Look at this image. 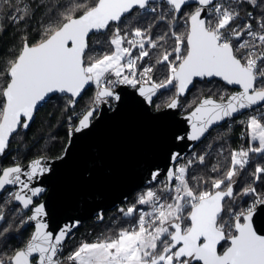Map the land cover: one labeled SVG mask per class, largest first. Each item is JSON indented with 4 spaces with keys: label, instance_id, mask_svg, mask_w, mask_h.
<instances>
[{
    "label": "snow or ice",
    "instance_id": "6c2138e0",
    "mask_svg": "<svg viewBox=\"0 0 264 264\" xmlns=\"http://www.w3.org/2000/svg\"><path fill=\"white\" fill-rule=\"evenodd\" d=\"M163 2L168 12H161L157 20L166 21L169 30L154 39L152 24L133 27L124 23L135 9L157 12V8L150 7L153 0H92L91 4L27 0V6L8 0L7 18L13 24L34 19L37 11L45 9L48 23L35 42L30 43L25 35L18 54L0 71V77L6 80L0 88V156L8 149L13 133L28 129L37 105L46 97L69 93L73 98L69 103L74 106L75 98L89 84L97 89L96 105L109 99L119 101L115 89L121 84L139 86V95L149 104L158 90L171 85L176 88V98L168 104L172 109L178 107L179 96L186 94L194 78L219 77L228 85L240 86L241 90L226 101L223 95L219 100L204 98L190 113L191 133L187 139L192 141L200 140L213 124L264 102V0H194L190 12L186 9L192 7L193 0ZM244 5L256 9V15L246 11L242 20ZM178 19L186 26V33L174 30ZM4 30L0 23V34ZM107 31L112 33L106 41L111 50L93 54L90 34ZM169 32L174 47L160 52L154 63H145L150 49L164 48L160 41ZM157 64L167 69L166 78L159 82L152 79ZM96 110H88L79 119L76 132L90 127ZM262 120L264 113L248 117L249 139L258 146L233 150L230 166L219 178L192 176L196 184L189 182V168L197 160L203 164L207 153L178 164L167 171L161 194L148 189L136 203L120 209L125 217H138L132 227L121 229L115 236L83 242L63 259L71 264H264V233L253 226L256 206L264 205V193L254 186L264 174V165L256 164L251 173L253 183L234 195V178L249 165L250 154L264 156ZM176 139L182 141L185 137ZM171 159L176 162L181 154L173 153ZM49 170L39 159L31 162L30 171L19 164L0 167V191L18 186L10 196L28 209L32 197L42 191L30 187L32 180ZM211 171L219 172V166L214 165ZM158 176L159 172H154L153 180ZM201 184H210L211 190H198ZM237 196H254L255 200L246 208L233 209L228 202H234ZM137 205H147L150 210L138 209ZM32 211L34 214L22 220L20 226L35 221L34 232L14 254H0V264H63L59 255L62 245L79 222L53 233L41 219L46 216L44 205ZM4 220L0 209V221ZM9 230H0V237ZM221 242L228 246L218 252Z\"/></svg>",
    "mask_w": 264,
    "mask_h": 264
},
{
    "label": "water",
    "instance_id": "95a60500",
    "mask_svg": "<svg viewBox=\"0 0 264 264\" xmlns=\"http://www.w3.org/2000/svg\"><path fill=\"white\" fill-rule=\"evenodd\" d=\"M154 2L163 3V0H153ZM193 4H195L194 0ZM212 79L223 81L219 77L194 78L186 94L179 96V105L175 109L168 107L171 101L161 108L154 106L153 102L161 89L157 91L149 104L145 97L139 95V86L133 88L128 85H118L115 91L121 99L119 101L109 99L107 103L101 102L99 105L91 106L88 110L92 108L97 110L93 113L90 127L76 132L75 128L78 126L79 119H82L88 110L85 111L77 123L69 129L67 142L59 155H41L25 163H15L25 171H30L31 162L39 159L43 167L50 169L32 180L30 187H39L42 191L32 197L33 204L28 209H24L19 202L14 200V204L19 205L23 212L27 213L25 220L34 214L32 211L34 207L43 204L46 216L41 219L49 224V230L53 233L58 232L67 224L79 222L72 228L68 234L69 237L85 220L97 217L99 221H103L105 211L124 208V204L136 190L156 183L162 177L167 180V171L175 169L176 164L184 160L185 156L196 148L212 130L250 110H242L232 118L213 124L200 140L187 139L191 133V121L188 119L190 113L204 98L211 97L215 100L219 98L214 95H204L191 110L183 112L180 107L182 97H185L194 87L196 80ZM91 86L92 84L87 85L81 95L75 98V105L85 90ZM228 86L234 90L225 97V101L228 96L241 90L238 85ZM54 95L71 96L69 93L50 94L37 105L29 127L40 108ZM173 98H176V95ZM261 105H264V102L253 108ZM178 136H184L185 139L177 140ZM177 152L181 154V159L173 162L172 154ZM157 171L159 176L153 180L152 174ZM23 178L25 177L22 176ZM9 187H15L16 191L18 190V186H6L5 190ZM5 190L0 191V197ZM253 226L258 233H264V205L256 206ZM29 227L33 228V233L35 221L25 223L21 228L24 230ZM223 243L221 242V245ZM221 245L218 246V252L223 251L220 249Z\"/></svg>",
    "mask_w": 264,
    "mask_h": 264
},
{
    "label": "trees",
    "instance_id": "16d2710c",
    "mask_svg": "<svg viewBox=\"0 0 264 264\" xmlns=\"http://www.w3.org/2000/svg\"><path fill=\"white\" fill-rule=\"evenodd\" d=\"M3 1L5 3L7 2L6 0H0V5H2V7L0 6L1 7L0 23H2V26L5 29L3 33L0 34V53H1L0 71L4 70L7 67V63H8L7 61L13 59L14 56L18 54L20 48L24 43L25 35H27V39L30 43L40 39L39 35L43 32L42 30H44L42 24L45 21H46L45 23L46 25L48 23L47 21L48 13H47V9H45L44 11H46L47 14H43V12L37 11L38 13L36 12L37 14L35 15L34 19H30L27 22L21 21L19 24H13L11 22V19L7 18L8 13L5 7L7 3L5 4ZM17 1H18L17 5H20V3H22V0H17ZM91 1L89 0L86 2V0H64V3L68 4V3L86 2L88 4H91ZM43 2L44 4L45 3L48 4V3H53L54 1L52 2L51 0L50 2V0H46V1L44 0ZM23 3L25 6H27V0H23ZM152 4L159 6H167L166 4H164V2L163 3L154 2ZM194 7L195 4H193L192 7L187 8L186 11L190 12L193 10ZM261 7H264V5H262ZM243 8L246 11H253V13L256 15L257 10L252 9L251 6L244 5ZM41 13L43 14L42 16ZM15 14L16 13H13V15ZM44 15L46 16V18ZM143 15H145L143 17V20L150 19L152 23L156 21V17H155L156 15H153L152 13L150 14V12H147V10L135 9L133 10V13L128 14L130 18L134 16H143ZM42 20L44 22L41 23ZM37 21L39 23H37ZM166 23H167L166 21L157 20L152 25L154 27H157L155 29L158 31V34L162 35L160 34L161 33L160 31L163 29V31L166 32L167 30L166 28L168 27ZM45 24H43L44 27L46 26ZM110 27L114 28L115 25H111ZM164 28L166 30H164ZM175 29L178 30V26L175 27L174 30ZM184 31L186 33L187 28H185L182 32ZM106 33H108V31ZM99 35L100 33H98V35L96 36ZM170 35L171 33L169 32V36ZM91 36H90L91 38H90V46H89L90 49H91V45L93 44L92 38L94 34H92ZM163 44H164V48H162V50L159 47H158L159 49L158 48L153 50L151 49L152 52H151V56L149 55L148 61L154 59L153 62L151 63L155 62L156 57H154V55L157 56L158 54H155L154 52L156 53H158L159 51L161 52L164 49H168V47L170 46H171L170 49H172V47H174V38L173 37L166 38ZM167 44L168 46H166ZM102 45L104 46L105 44L102 43ZM106 45L104 46V48L109 47ZM107 49L111 50L109 48ZM107 49L104 50L107 51ZM152 55L154 58H152ZM157 66L155 67L152 73V79L159 82L166 78L167 69L164 68L163 65L162 66L159 65L160 67ZM5 84H6V80L0 77V88L5 86ZM233 90L234 88L228 86L223 81L218 79L203 80V81L196 80L194 87L189 91V93L185 97H182V101L180 105L181 111L187 112L191 110L194 107V105L200 100V98L204 95H214L217 98H220V96L223 95L225 98ZM94 93H95V88H94V84H92L90 88L85 90L84 94L81 96L80 100L74 107H72L71 104L69 103V101L72 100L71 96L69 95L52 96L37 112L36 118L31 124V126L27 130L20 129L16 134H14L8 149L5 151V154L3 156H0V167H5L15 163H25L30 159L41 155H47V156L59 155L62 152L67 142L68 131L73 126L72 123L75 122L76 124V122L79 119V118L74 119L72 114L80 109H85V111H87L91 106H93L94 104L92 102V97ZM175 95H176V88L174 86L170 85L167 88H162L160 94L154 100L153 104L155 107L161 108L167 103H169ZM0 99H2V97H0ZM184 106L186 108H183ZM262 122H264V120H262ZM229 130L227 128V123L220 125L216 127L214 130H212L210 134L198 146H196L195 149H200L202 145H204V143L209 140L210 142L208 147H212V148L210 149L209 154L206 155L204 163L203 164L198 163L194 168H192L189 171V178H190L189 182L191 185L196 184V181L191 180L192 176H197V177L202 176L204 177L205 180H207L209 177L219 178L223 173H225L228 170L230 166V156L233 150L247 149L248 147H251V142L249 139V132L247 130V127L244 128L243 130L241 128H234V131L230 130L231 132ZM240 131L245 132L246 134L245 137L239 136ZM222 149H223V153L220 152ZM250 156H251L250 157L251 161L249 165H247L245 169L239 172L238 176L234 178L235 181L234 195L236 192H239V190L242 189L243 187L251 184L253 179L251 173L254 171L255 165L256 164L264 165V156L254 153L250 154ZM214 165L219 166V172L211 171ZM261 175H262L261 180L256 181L254 186L256 187L257 192L264 193V174ZM166 183L167 180L166 178L163 177L159 179V181H157L156 183H152L145 187L160 186L162 190L164 188L163 186ZM145 187L136 190L132 194V196L127 201V203L124 204V209H126L127 204L136 203V201H134L133 199L134 196L139 190L144 189ZM208 189H211L210 184H206V185L201 184L199 185L198 190H208ZM240 199L241 196H237L234 202L229 201L228 203L229 205H231V207L238 209L241 206V203L238 202L240 201ZM244 203L246 202L244 201L243 205ZM139 206L140 205H137V207ZM12 208H14L17 212L16 211L12 212L11 210ZM19 208L20 206L14 204V201L8 203L5 201L3 196L0 197V209L3 210L5 215V220L0 222V230L4 228L10 229L5 234L4 237H0V254H6L7 256L14 254V251L21 248L31 236L33 230L32 227L23 230L20 226L21 221L25 220L27 213L26 212L18 213ZM104 214L105 217L103 221H99L97 217L89 218L85 220L82 223V225L79 228H77L68 237L67 241L62 245V252L59 253L61 259L63 260V264H71V262L66 261L63 258L67 257L71 252H73L76 248H78L81 243L94 242L98 239H102L106 236H110L120 231V230H116V228L120 226H123L122 229L129 228V226L132 223H134L136 219H138V217L136 216L125 217L118 208L107 210L105 211ZM108 228L111 230L108 231ZM227 246L228 244L224 242L221 245L220 248L221 251L224 250V248H226Z\"/></svg>",
    "mask_w": 264,
    "mask_h": 264
},
{
    "label": "rangeland",
    "instance_id": "374dc122",
    "mask_svg": "<svg viewBox=\"0 0 264 264\" xmlns=\"http://www.w3.org/2000/svg\"><path fill=\"white\" fill-rule=\"evenodd\" d=\"M155 7H157L158 8V12L157 13H153L152 11H150V10H147V12H150V14L152 13L153 15H156L155 17H156V21H157V17L161 14V12H164V13H167L168 12V6H159V5H154ZM145 15H147V14H145ZM145 15H143V16H134V17H131L130 19H127V20H125V24H131L133 27H136V26H140V27H144L145 25L147 26L148 24H153V23H155V22H151V20L150 19H147V20H143V17L145 16ZM179 22V23H178ZM178 22H177V25L175 24V27H179L178 29H179V32L178 33H185V31L184 32H182L186 27H185V25H184V23H183V21L182 20H178ZM181 22V23H180ZM167 24V30H166V32L169 30V24L168 23H166ZM121 27H124V25L122 24L121 25ZM154 27V26H153ZM153 27L151 28V34H152V36H153V38L155 39L156 38V35L158 34V31L157 32H155L154 33V31H153ZM174 27V28H175ZM153 33H154V35H153ZM107 35L108 36H111V35H109V31H108V33H107ZM107 35L106 36H104V38H103V36L101 37V36H99V38H96L95 39V37H93L92 38V41H94L93 42V44L91 45L92 47H91V50H92V53L93 54H95V53H98V52H101L102 50L103 51H105L104 50V47H102V44H100L101 42L103 43V40H105L104 41V43L103 44H105L106 43V41L108 40V37H107ZM159 35V34H158ZM157 35V36H158ZM163 35V34H162ZM160 36V35H159ZM98 37V36H97ZM94 39V40H93ZM98 39H101L100 41L98 40ZM96 40V41H95ZM97 40H98V42H97ZM165 41V40H164ZM161 42H163V41H160V44H161ZM94 43H95V45H96V47H95V45H94ZM94 45V46H93ZM94 47V48H93ZM148 46L146 45V48H147ZM93 48V49H92ZM96 48V49H95ZM109 51V50H108ZM151 52V51H150ZM134 55H135V53H134ZM154 60V59H153ZM153 60H151V61H148V58H146L145 59V63H150V62H152ZM138 67H140V64L138 63V65H137ZM94 88H95V91H96V87H95V85H94ZM94 96H95V93H94V95H93V97H92V102H93V104H94ZM111 102H113L112 100H110ZM91 102V103H92ZM183 108H186L185 106L183 107ZM16 134V133H15ZM209 140L208 141H206L205 143H204V145H202V147L200 148V149H195V150H198L201 154H205V153H207V154H209V151H210V149L212 148V147H208V145H209ZM250 142H251V147H255V146H258V144L256 143V142H254V141H251L250 140ZM199 148V147H198ZM249 148V147H248ZM247 148V149H248ZM247 149H245V150H247ZM221 153H223V149L220 151ZM205 157H206V155H205ZM251 157V156H250ZM183 161V160H182ZM182 161H180V162H178V164L180 163V164H183L184 162H182ZM250 161H251V158H250ZM199 163V162H198ZM197 163V164H198ZM196 164V165H197ZM196 165H194L193 167L191 166L190 168H189V171L192 169V168H194ZM188 175H189V173H188ZM251 183H253V179H252V182ZM164 187V186H163ZM148 189H153V190H157L158 191V194H161L160 193V190H161V188H160V186H151V187H145L144 189H141V190H139L137 193H136V195L134 196V201H137V198H138V196L140 195V194H142V193H144V192H146ZM208 190H211V189H208ZM254 198V196H243V197H241V199H240V201H238L239 203H241V206H240V208L242 207V208H245V204L248 202V201H250L251 199H253ZM170 199V198H169ZM246 202V203H244V205H243V202ZM10 201H8V203H9ZM134 203H130V204H127L126 206L127 207H129V206H131V205H133ZM243 205V206H242ZM127 207H126V209H127ZM140 207H142V208H144V210H146V211H148V210H150L149 209V207L147 206V205H140L138 208H140ZM233 209H235L234 207H232ZM20 209V208H19ZM239 209V208H238ZM12 210V212H14V211H16L14 208H12L11 209ZM17 212V211H16ZM186 212H187V210H186ZM18 213H21V212H19V210H18ZM0 222H2V221H0ZM133 224L134 223H132L130 226H129V228L130 227H132L133 226ZM122 227L123 226H120V227H118V228H116V230H121L122 229ZM111 229H109L108 228V231H110ZM119 232V231H118ZM118 232H116V233H114V234H112V235H110V236H115ZM106 236V235H105Z\"/></svg>",
    "mask_w": 264,
    "mask_h": 264
},
{
    "label": "built area",
    "instance_id": "2783aa9c",
    "mask_svg": "<svg viewBox=\"0 0 264 264\" xmlns=\"http://www.w3.org/2000/svg\"><path fill=\"white\" fill-rule=\"evenodd\" d=\"M150 7H155L153 4H151V6ZM155 8H157V7H155ZM158 9V8H157ZM146 10H150V9H146ZM151 11V10H150ZM159 11V10H158ZM157 11V12H158ZM157 12H155V13H157ZM245 12H246V10H244V8H242L241 9V17H242V20H243V18L245 17ZM252 13H253V11H252ZM253 15L255 16V14L253 13ZM254 27H255V24H254ZM96 91H97V89H96ZM96 91H95V93H96ZM95 104V103H94ZM85 113V109H80V110H77V111H75L73 114H72V116H73V118L74 119H76V118H80L83 114ZM261 113H264V105H261V106H259V107H256V108H253V109H250V110H248V111H246V112H244V113H242L241 115H239L238 117H236V118H233V119H231V120H229V121H227L226 123H227V128H228V130L230 129L231 131H234V128H241L242 130L244 129V128H246L247 127V120H248V117L250 116V115H260ZM77 123V122H76ZM72 125L74 126L75 125V122L74 123H72ZM229 130V131H230ZM230 131V132H231ZM245 132L244 131H240L239 132V136L240 137H245ZM199 155H203V154H201L198 150H195V148L193 149V150H191L186 156H185V158H184V160L182 161V162H186L187 160H189V159H193L194 158V156H199ZM180 162V161H179ZM181 163V162H180ZM179 163V164H180ZM198 163V160L197 161H195L194 163H193V165H192V167L194 166V165H196ZM178 165V163L176 164V166ZM16 191V188L15 187H9V188H7L5 191H4V193L2 194V196H3V198L5 199V201L6 202H8V201H14V199L10 196V193H12V192H15ZM253 200H255V197L253 198V199H251L250 201H248L246 204H245V208L246 207H248L251 203H252V201ZM140 208H142V207H140ZM139 209V208H138ZM144 209V208H143ZM19 212H23V209L20 207V209H19Z\"/></svg>",
    "mask_w": 264,
    "mask_h": 264
},
{
    "label": "bare ground",
    "instance_id": "6f19581e",
    "mask_svg": "<svg viewBox=\"0 0 264 264\" xmlns=\"http://www.w3.org/2000/svg\"><path fill=\"white\" fill-rule=\"evenodd\" d=\"M6 1H7L6 3H8V0H6ZM16 1H17V0H16ZM43 1H44V0H42V3H44ZM45 1H46V0H45ZM53 1H54V0H52V2H53ZM87 1H89V0H86V2H87ZM90 1H91V0H90ZM3 2H4V1H3ZM22 2H23V0H22ZM50 2H51V0H50ZM91 2H92V1H91ZM4 3H5V2H4ZM4 3H3V4H4ZM6 3H5V4H6ZM16 3L18 4V1H17ZM79 3H81V2H79ZM1 4H2V3H1ZM20 4H21V3H20ZM45 4H46V3H45ZM0 6L2 7V5H0ZM1 7H0V8H1ZM44 12H45V13H44ZM37 13H38V12H37ZM37 13H36V14H37ZM36 14H35V15H36ZM43 14H47L46 11L43 10ZM43 14L41 13V16H42ZM44 16H45V15H44ZM44 16H43V17H44ZM47 16H48V14H47ZM37 18H38V17H37ZM41 18H42V17H41ZM45 18H46V16H45ZM39 19H40V17H39ZM45 20H46V19H45ZM47 21H48V20H47ZM42 22H44V21L42 20L41 23H42ZM37 23H39V22L37 21ZM45 23H46V21H45L43 24H45ZM43 24H42V26H43V29H44V25H43ZM45 25H46V24H45ZM176 25H177V23H176ZM38 26H39V25H38ZM40 26H41V25H40ZM145 26H146V25H145ZM145 26H144V27H145ZM139 27H140V26H139ZM142 27H143V26H142ZM174 27H175V26H174ZM111 28H112V27H111ZM155 28H157V27H153V31H154V33L157 32V30H156ZM178 28H179V27H178ZM41 29H42V28H41ZM161 29H162V27H161ZM166 29H167V28H166ZM166 29L164 28V30H166ZM38 30H39V29H38ZM155 30H156V31H155ZM175 30L179 32V29H178V30L175 29ZM42 31H44V30H42ZM151 31H152V30H151ZM159 31H160V30H159ZM160 32H161L160 34H163L165 31H163V29H162ZM162 32H163V33H162ZM40 33H41V32H40ZM154 33H153V35H154ZM95 34L98 35L97 33H95ZM95 34H94V36H96ZM102 34H103V35H105V34L107 35V33L105 32V33H100L99 36H101ZM111 34H112V33L109 31V35H111ZM103 35H102V36H103ZM106 35H105V36H106ZM157 35H158V34H157ZM157 35H156V37H157ZM39 36H40V35H39ZM94 36H93V37H94ZM99 36H98V37L96 36L95 39H96V38H99ZM158 36H159V35H158ZM91 37H92V36H91ZM91 37H90V38H91ZM107 37H109V36L107 35ZM168 37L170 38L171 35L168 36ZM168 37H167V38H168ZM38 38H39V37H38ZM103 38H104V36H103ZM34 39H35V38H34ZM104 39H105V38H104ZM171 39H172V38H171ZM93 40H94V39H93ZM98 40L100 41L101 39H98ZM98 40H97V42H98ZM165 40H166V39H165ZM172 40H173V39H172ZM172 40H171V41H172ZM95 41H96V40H95ZM104 41H105V40H103V43H104ZM10 42H11V41H10ZM34 42H35V41H34ZM93 42H94V41H93ZM168 42H169V41H168ZM91 43H92V42H91ZM161 43L163 44L164 41L161 42ZM166 43H167V41H166ZM100 44H102V42H101ZM94 45H95V43H94ZM94 45H93V46H94ZM105 45H106V43H105ZM105 45H104V46H105ZM172 45H173V44H172ZM104 46L102 45V47H104ZM106 46H107V45H106ZM163 46H164V44H163ZM166 46H168V44H167ZM91 47H92V46H91ZM95 47H96V45H95ZM93 48H94V47H93ZM93 48H92V49H93ZM96 48H97V47H96ZM96 48H95V49H96ZM107 48L110 49V47H107ZM107 48H104V49H107ZM170 48H171V46L168 47V50H171ZM172 48H173V47H172ZM158 49H159V48H158ZM160 49L162 50V48H160ZM150 50H151V49H150ZM150 50H149V51H150ZM152 50H153V49H152ZM152 50H151V52H152ZM107 51H108V49H107ZM109 51H110V50H109ZM155 51H156V50H155ZM158 51H159V50H158ZM158 51H157V52H158ZM151 52H150V56H151ZM159 52H160V51H159ZM159 52H158V53L154 52V53L159 55ZM161 52H162V51H161ZM0 54H1V53H0ZM158 55H157V56H158ZM157 56L154 55V57H157ZM154 57H153V55H152V58H154ZM148 58H149V57H148ZM170 58H171V57H170ZM155 59H156V58H155ZM149 60H151V59H149ZM152 60H153V59H152ZM7 62H8V61H7ZM152 62H153V61H152ZM150 63H151V62H150ZM156 66H157V65H156ZM158 66H159V64H158ZM158 66H157V67H158ZM161 66H162V65H161ZM159 67H160V66H159ZM161 68H162V67H161ZM164 68H165V67H164ZM11 230H12V228H11Z\"/></svg>",
    "mask_w": 264,
    "mask_h": 264
},
{
    "label": "flooded vegetation",
    "instance_id": "af4514ba",
    "mask_svg": "<svg viewBox=\"0 0 264 264\" xmlns=\"http://www.w3.org/2000/svg\"><path fill=\"white\" fill-rule=\"evenodd\" d=\"M111 26V25H110Z\"/></svg>",
    "mask_w": 264,
    "mask_h": 264
}]
</instances>
